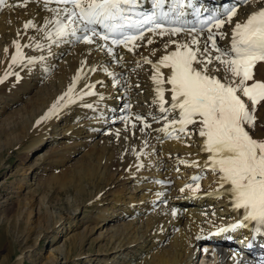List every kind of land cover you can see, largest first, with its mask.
<instances>
[{
  "label": "bare ground",
  "instance_id": "1",
  "mask_svg": "<svg viewBox=\"0 0 264 264\" xmlns=\"http://www.w3.org/2000/svg\"><path fill=\"white\" fill-rule=\"evenodd\" d=\"M259 6L264 7V0H256L237 7L236 15L230 23L226 22L220 28H212L211 34L221 51L230 50L235 24L242 23L249 13ZM63 8L44 5L34 0H27L26 6L25 0H6L5 4L0 6V78L2 79L0 80L7 81L4 87L17 101L20 100V94L26 97L31 92L38 91L35 92L38 94L37 102L34 101L36 106L32 107L31 123H33L27 130V138L30 142L28 149H38L50 134L54 141L49 145L48 151L38 155L43 157V161L39 167L35 165L34 169L42 167L43 171L49 168L56 169L73 160L74 155H83L82 160L77 161L78 168H74L73 173L69 174L71 178L69 182L75 183L77 179L75 180L74 176H80L81 179L82 175L88 173L85 176L88 177L87 183H77L74 208L72 207L66 214V218L58 214L56 220V223L60 222L61 225L68 224V227L65 226L67 229L64 236L84 227L83 231L75 232V235L70 236L68 248H81L84 243L90 241L94 233L102 232L103 227L111 226V232L107 230L109 233L105 238L115 237V241L110 239L103 243L104 239L101 240L99 252L90 253V257L85 258L87 263L83 262V264H93L92 259L98 256L100 258L102 256L104 264H108L107 254L100 253H106L104 248L109 244L112 248L117 244V247L125 252L120 259H118L119 255L112 258L116 259V264H131L133 259L130 255L133 253L135 256L139 255L141 264H195L198 257L196 249L199 245H202L205 255L211 256V264H244L243 255L229 249L223 251L220 247L215 248L212 246L213 242L206 239L208 233L216 228L215 221L220 223L228 212L226 206L230 196L226 189L220 186V174L207 171L211 165L205 162L204 138L199 136V125H189L187 130L191 133L190 136L178 132L180 139L168 138L162 148L158 146L160 141L167 137L162 129L168 126V131L174 134L176 131L173 129L179 128L178 124L170 125L173 119L178 118L175 110L167 112L166 115L160 111L156 84L152 80V76L156 74L154 65L163 56L176 51L178 45L188 44L197 51L198 60L202 62L195 64V67L199 69L206 66L208 75L221 79L222 82H228V74L219 61L213 59L211 64L203 63L207 56L214 58L219 55L210 47L211 41L207 40L209 32L161 35L158 31L147 34L142 40L135 42V46L128 45L133 49L131 52L126 47L119 50L111 48L112 51L109 52L110 47L95 37L91 44L82 40L77 41L71 35L58 37L56 33L60 25H67L69 31L74 27L78 28V25L72 24L63 11L57 14L56 10ZM29 21L34 26L25 28L24 25ZM76 35L82 36L83 33L77 30ZM193 37L199 41L198 45L191 44ZM149 40L152 41L151 44L148 43ZM17 45L20 55L17 57V62L13 63V57L17 56L18 52ZM205 45L209 46L207 53L203 51ZM54 50L56 53L53 58L47 59ZM61 56L64 57L60 65L62 73L53 75L49 84L44 85V88L40 87L46 82L45 75L57 66L56 60ZM20 60L22 63L18 65ZM145 60L151 63H146ZM159 71L165 80L162 85L166 92L164 107L170 109L171 104L168 101L170 89L166 83L170 68L161 67ZM18 74L23 76V80H18ZM254 80L264 82V62L256 65ZM250 83L252 81H249ZM24 88L27 89L26 92ZM50 88L54 90L52 92L55 96H51L47 101L44 93L50 96L52 94ZM125 94L130 101L124 98ZM119 96L123 98L117 99ZM13 98L11 99L14 100ZM12 102L15 104L16 101ZM125 103H129L128 106H125ZM7 105L10 107L12 104L7 103ZM54 105L56 108L53 111ZM108 106L115 110L107 112ZM118 109L122 112L127 110L124 120L118 116ZM105 113L110 117L107 120L104 119ZM137 116L143 119L138 120ZM256 116L257 127L254 130L249 129L250 134L254 138L264 139V104L257 107ZM118 120H123L122 126L111 128V124ZM145 124L149 127H145ZM104 133L105 135L101 136ZM63 137H67V141L62 142ZM149 143L152 146H149ZM158 149L160 153L156 163L162 162L164 157L168 164H171L170 168L162 166L165 162L156 166L154 161L156 157L149 159L154 157L153 153ZM179 165L193 167L190 176L191 174L192 177L205 176L203 183L197 184L198 188L194 184L192 187H186L188 179L186 180V176L183 179L179 177L182 172V169H177ZM171 168L174 171L170 172ZM130 179H135L133 189H139L140 194L136 196L130 192L126 197L125 189L128 185L125 186L124 183ZM158 179L173 180L178 188H174L172 194H168L166 192L168 189L164 186L151 183L152 180ZM25 182L29 185L27 181ZM40 182L41 179L33 185L40 187L42 184ZM120 184L122 189L124 186V192L115 191L114 188ZM208 184L214 186L206 187ZM62 185L67 186L65 183ZM181 193L187 196V200H179L178 196ZM148 198L149 202L146 206ZM160 199H170L175 204L167 202L163 205ZM88 201L87 206L92 204L91 206L96 207L98 213L93 218L81 220L77 218V211L80 206L85 209ZM206 203L207 209L204 207ZM157 204L160 208L155 209L153 205ZM142 209L144 212L140 214L139 210ZM119 210L121 213L117 217ZM213 210L216 212H212ZM121 219H129L130 222L121 223ZM140 224L142 226L139 227ZM102 237L104 234L100 233L96 241ZM168 241H170L169 245H167ZM245 241V238L239 237L236 242ZM261 242L263 241L259 243L254 241V244L258 245ZM130 243L132 246L127 245ZM125 244L128 247H124ZM137 245H140V249L134 251L133 248ZM233 247L237 248L236 245ZM62 248L64 246L57 248L58 256H56L57 252H54L52 264L58 262ZM142 249L146 250L142 251ZM82 251H79L78 256L82 255ZM258 251H253V254ZM69 252L68 250L66 255ZM127 256L131 260L124 262ZM21 261L22 258H19L15 264H21Z\"/></svg>",
  "mask_w": 264,
  "mask_h": 264
},
{
  "label": "snow or ice",
  "instance_id": "2",
  "mask_svg": "<svg viewBox=\"0 0 264 264\" xmlns=\"http://www.w3.org/2000/svg\"><path fill=\"white\" fill-rule=\"evenodd\" d=\"M6 0H0V6ZM48 0H45L47 3ZM180 0H173V9ZM27 0H25L26 6ZM57 5H64L57 9V14L63 11L71 23L78 25L70 31L67 25H60L57 29L58 37H75L77 41L93 43V38L111 42L115 45L135 46V42L144 38L145 31L161 35L168 33L176 35L181 32L195 33V27L172 26L165 28L160 22L168 13H162L159 18L155 15L133 13L130 10L138 6V0H55ZM164 0H156V6L162 7ZM71 6L70 8L67 6ZM180 7L183 4L180 3ZM235 8L225 10L221 17H210L212 26L207 27L211 41V49L219 55L214 58L207 56L203 62L211 64L213 59L224 66L228 74V82H222L214 76L208 75L207 67L197 68L194 65L202 63L198 60L197 51L188 44L178 45L177 50L170 55L163 56L154 65L155 75L152 76L156 84L157 98L160 101V111L167 113L178 110V119L170 122L171 126L179 125L173 130L190 136L189 125H199V136L204 138V150L210 154L211 171L218 172L220 186H229V194L237 210H243L244 222H255L264 227V139L254 138L249 129L257 127V107L264 104V82L254 80V69L258 63L264 62V9L252 13L245 23H236L231 37L230 50L221 51L211 34L212 27L220 28L226 22L230 23L236 15ZM182 15V13H180ZM134 17H141L136 19ZM208 25V21L201 22V30ZM29 21L25 28L33 27ZM102 29L103 31H98ZM77 30L83 33L77 36ZM152 43L151 40L148 41ZM192 45L199 41L193 37ZM17 56L12 62H17ZM112 51L111 48L108 49ZM203 51L207 53L209 46ZM146 63L151 61L145 60ZM161 67L171 69L166 83L171 85V108L166 109L164 104L165 80L160 73ZM249 81L252 83L249 84ZM71 91V89H69ZM63 99V97L61 98ZM56 105L53 106V111ZM166 118V117H165ZM142 120V117H137ZM145 127L149 125L145 124ZM170 138L180 139L168 131V126L162 129ZM199 180V177H193ZM186 187H192L187 185ZM199 185H197V188ZM243 222L233 226L242 228ZM260 228H257L259 231ZM199 238V237H197Z\"/></svg>",
  "mask_w": 264,
  "mask_h": 264
},
{
  "label": "rangeland",
  "instance_id": "3",
  "mask_svg": "<svg viewBox=\"0 0 264 264\" xmlns=\"http://www.w3.org/2000/svg\"><path fill=\"white\" fill-rule=\"evenodd\" d=\"M55 53L56 50H54V52L51 53L52 54L51 57L50 55H48L49 58L47 57L46 58L52 59ZM63 59L64 57L61 56L56 60L57 66H54L53 70L49 74L45 75V81L47 83L44 82V84H41L40 87L44 88L43 87L44 85L46 86L47 84H49L51 77L53 78L55 75H60L62 73L60 69V65L63 63L64 61ZM20 63H22V61L19 62L18 65H20ZM11 73H13V71ZM18 76H17L18 80L20 81L23 80V76H21V74H18ZM1 80H0V264H15L19 258H22L21 264H52L55 257L53 255L54 252H57V248L62 246H64V248H62L63 250L62 254L60 257H58L59 260L56 264H76L75 260L78 257L77 255L79 251L81 252L83 250L82 255L80 256L82 259H85L86 257H90V255L96 251L94 247L97 244H99L101 240L105 239L106 234L111 232L110 231L111 226L103 227L102 232L97 231L96 233H94L90 241L84 243L81 246V248L78 247L75 249L74 248L69 249L68 246L70 243L69 241L70 236L75 235L77 232L83 231L84 227H81L80 229H78V231H74V233L72 232L69 233V235L67 234L64 236L68 224L66 225L65 223V225H61L60 222L56 223L58 214L63 215L64 218H66L67 216L66 214L69 211H71L73 205L76 204L74 201L75 199L74 197H76L77 195L76 193L77 189L75 187L77 183L78 184L80 182H81L80 184L87 183L88 177L85 176H87L88 173L86 175L85 174L82 175L81 179L79 178L80 176H74L75 180L77 179L75 183L72 182L71 184L69 182V180L71 179L69 178V174L71 175V173H73L74 168L75 169L78 168L79 164L77 163V161L82 160L83 155L82 154L74 155L73 160L58 166L56 169L49 168L44 171H43V167L41 169L39 168L34 169L35 165L39 167V165H41L43 161V157H39L38 155L40 153L43 154L44 152L48 151V149L50 148L49 145L52 143V141H54L52 134H50L46 139V141L40 147H38V149H33V150L28 149L29 147L28 145H30V142L28 141L27 138V130H28V126L33 123V122L31 123L33 108L36 106L34 101L37 102V98H38V94H36L35 92L38 91H33L26 97L20 94L19 96L20 100L17 101V99H14L12 97L13 95L10 93V91H7L6 87H4L7 81L4 82V80L3 81ZM52 81L53 80H51V82ZM26 91L27 89L24 88V92ZM52 91L54 90L52 89L51 92ZM44 95L48 101V98L53 96V92L50 96H47L46 93H44ZM11 98H13L14 100H12ZM12 101H16L15 104H13L14 102ZM7 103L12 105L9 107ZM117 127H121V126H117ZM175 133L174 134L172 133L173 136L179 135L178 132ZM184 135L182 137H184ZM101 136H103V134ZM100 137L98 139H100ZM168 138L170 137L168 136L163 138L158 144V146L162 148L163 144L166 142ZM63 141H67V137H63L62 142ZM148 145L152 146V144L150 143ZM159 153H160L159 149L155 150V153H153L154 157H151L149 159H153L155 157L157 158L159 156ZM156 160H159V158L154 160L155 163L157 162ZM162 160H163L162 162H165L162 164V166H168L170 168L171 164H168V162L164 159V157H162ZM162 162L156 163V166H158ZM180 164H182V162ZM177 169H182L181 170L182 172L180 173L179 176L180 178L183 179V177L186 176V180L188 179L186 182H189V180H191L193 175L191 174L190 176V172L193 171V167H189L186 165L185 166L179 165ZM169 171L171 172L174 170L171 168L169 169ZM172 176H174L173 173ZM39 179H41L40 183H42L40 187L33 185L35 183H38ZM134 180L130 179L129 181L124 183L125 186L128 185L127 188L125 189L126 197L130 192L135 194L136 196L140 194L139 189H133L135 183ZM25 181H27L29 185L26 184ZM169 181H172V183L174 182L173 183L174 185H172L171 187H164V188L168 189V190L166 189L167 190L166 192H168V194H172V190L174 188L175 189L178 188V186L176 185L175 181L173 180H169ZM31 183L32 185L30 186ZM62 183H65V185L67 186L62 185ZM151 183H157V180L155 181L152 180ZM187 185L190 184H186V186ZM120 186L121 184L117 185V187L114 188L115 191L124 192V186L123 189ZM212 186L211 184H208L206 187H212ZM178 198L179 200H187V196H185L184 193L179 194ZM168 200L170 202H173L170 199ZM109 202L110 200L108 201V203ZM148 202H149V198L146 199V206H148ZM163 203H165V201H163ZM207 203L204 204L205 205L204 207L208 206L209 203L208 204ZM87 204H89V201L86 202L85 209H82L80 206V208L77 211L78 213L77 218L81 220H86L88 218H93L95 215H97L98 212L96 210V207L91 206L92 204L87 206ZM173 204H175V202H173ZM153 206L156 208H160L159 204ZM143 210L144 209L139 210L140 214H143L144 212ZM212 212H216V211L213 210ZM120 213L121 211L119 210L118 215L116 216L117 217L120 216ZM210 214L212 215V213ZM128 220L129 219L127 220L121 219V223L125 221L127 222ZM140 226L142 225L140 224L139 227ZM107 230H109V232ZM100 233H103L104 237H102V239H100L99 241H96L97 238H99ZM167 243L166 244L169 245L170 241H168ZM127 245L132 246V243ZM127 245L125 244L124 247H128ZM164 247H166V245H164ZM138 249H140V245H137L135 246V248H133L134 251ZM201 249L202 248H199L200 251ZM68 250L70 252L68 253V255H66ZM143 250L144 249H142V251ZM58 255L59 254L57 252L56 256ZM198 256L199 257H197V259L195 260L197 261V264H211V259H212L211 256L207 254L205 255L203 253V249H202V254L199 255L198 252ZM208 257L210 258V262ZM86 261L87 260L85 259L84 262ZM140 261L141 258L137 256L132 260L131 264H137V263L141 264L142 261L141 262Z\"/></svg>",
  "mask_w": 264,
  "mask_h": 264
}]
</instances>
